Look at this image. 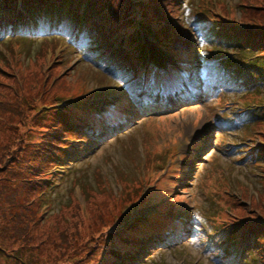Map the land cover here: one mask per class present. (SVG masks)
<instances>
[{
    "label": "rangeland",
    "instance_id": "1",
    "mask_svg": "<svg viewBox=\"0 0 264 264\" xmlns=\"http://www.w3.org/2000/svg\"><path fill=\"white\" fill-rule=\"evenodd\" d=\"M243 5L264 6V0H182L178 16L191 36L208 31V17L226 26V20L243 22ZM50 17L55 20L48 29L66 25L65 18ZM57 29L55 37L0 42V264H102L105 244L117 245L116 238L106 242L105 236L120 231L109 227L122 213L135 218L129 225L153 215L161 222L162 209L173 212L187 233L180 237L183 242L152 252L143 264H219L224 249L212 234L226 225L239 228L236 218L252 212L264 216V164L236 161L241 147L264 151V125L245 126L243 117L244 106H264V96H243L236 88L214 95L206 90L194 106L173 114L134 117L125 128L120 122L103 126L102 137L95 136L99 142L73 144L88 152L59 170L48 169L49 188L42 189L41 181H33L38 170H32L37 163L31 150L60 107L74 114L91 106L97 113L119 110L128 95L121 78L116 82L105 65L86 56L89 38L70 44ZM146 33L139 31L147 59L154 66L173 63L155 35ZM195 39L193 71L201 74L202 63L214 53L209 55V39ZM222 51L234 59L231 48L220 47L216 55L223 56ZM238 76L247 88L246 75ZM129 109L124 113L132 114ZM46 177L43 171L39 178ZM16 186L30 188V195L24 210L14 215L5 197L21 195Z\"/></svg>",
    "mask_w": 264,
    "mask_h": 264
},
{
    "label": "trees",
    "instance_id": "2",
    "mask_svg": "<svg viewBox=\"0 0 264 264\" xmlns=\"http://www.w3.org/2000/svg\"><path fill=\"white\" fill-rule=\"evenodd\" d=\"M52 0H0V28L5 22L7 25H12L13 22L19 24L24 23V13L33 12L36 4L41 3V7L50 6ZM61 5L58 7L59 11H62V7L65 9V5H69L68 14L69 17L75 19H86L88 16H95L94 19L89 20L93 25V28L99 35V41L96 42V46L101 48L97 56L102 58L105 62L112 64L116 73L125 75H132L134 72L143 71L148 69L149 65L146 62L145 51L141 40L139 38V31L146 30V32L152 33L156 36L157 42L167 47L170 52L186 53L191 50V37H188V33L183 31L185 27L179 21L178 17V0H59ZM80 5H84L87 9V15L83 12L81 15L74 14ZM62 6V7H61ZM247 14L241 18L243 20L242 25H248L252 29L241 30L239 37H236L233 44L237 49V54L241 56L243 60L250 62V69L253 76L263 77L261 83L264 84V6H250L243 5ZM46 9H41V13ZM50 10V9H48ZM97 16L102 19H97ZM193 17V16H192ZM190 18V17H189ZM118 21L117 23L115 21ZM107 23H103V22ZM97 22V23H96ZM116 27V30L112 31V27ZM223 26H217L216 32L221 34V39L227 35ZM97 35V36H98ZM236 34H232L234 38ZM95 38L93 37V40ZM91 40V41H93ZM229 41V40H228ZM94 42V41H93ZM226 42V41H225ZM102 43L104 45L102 46ZM232 44V43H231ZM235 51V50H234ZM111 66V67H112ZM156 70V69H154ZM69 112V113H68ZM57 119L52 118L48 125H45V130L40 137V140L31 150L30 157L35 160L37 164L32 167V170H38L35 182L41 181L42 185H39L42 189L49 188L48 169L58 168L62 166L63 160L70 159V153H67L66 149L62 147L67 141L62 140L63 137H67L69 133L70 137L81 136L79 134L89 135L90 131L86 130L89 127V120L95 117L93 116L92 109L84 110L79 114H74L72 111H66L60 107V110L56 112ZM252 119H258V115H251ZM112 118H108L101 121L103 124H110ZM81 121L82 124L79 122ZM88 123L86 127L83 125ZM264 125V120H254L252 124ZM95 125V127L98 126ZM85 136V135H82ZM70 141V140H68ZM74 143V142H72ZM56 150L62 152V156L55 154ZM76 153V151H74ZM253 161L256 164H264V151L258 150L256 155H253ZM29 160V161H33ZM34 162V161H33ZM42 166L44 168L42 169ZM44 173L48 176L45 179H40V174ZM31 173V172H28ZM42 176V175H41ZM39 178V179H38ZM26 185L29 180H22ZM31 182V181H30ZM20 184V183H19ZM15 188L21 189V195L15 193H8L5 201L8 204L9 210L14 212V215L24 210L27 205V199L30 195V188L16 186ZM47 188V190H48ZM35 191V189L33 188ZM147 199L145 198V201ZM261 214V211L254 210ZM167 214V213H166ZM251 216L238 217L234 224L239 228L230 229L225 233L224 241L234 238L232 248L233 252L247 250L248 257L252 255L250 261L246 264H264V216L251 213ZM253 214L255 216H253ZM263 214V213H262ZM262 218V219H260ZM121 221V223H118ZM128 221V216L121 214V217L117 220L116 224L109 227L111 231L120 229L119 232H113L110 236H105V241L108 242L111 238L117 239V245L113 243L105 244L104 255L102 264H137L142 262L143 256L148 250H152L161 246V232L162 227H167L169 224L167 220L166 224L162 222H149L150 220L141 221L140 223H133L124 230L122 226ZM172 222V221H171ZM116 227V229L114 228ZM158 227V229L151 234L152 229ZM243 231V232H242ZM150 233V234H149ZM157 235V237H155ZM245 235V236H244ZM240 238V241H239ZM158 243V245H156ZM235 244H237L235 247ZM250 245V246H249ZM239 247V248H238ZM238 248V249H237ZM250 253V254H249ZM247 257V258H248ZM245 258V260H247ZM80 264H82L80 262Z\"/></svg>",
    "mask_w": 264,
    "mask_h": 264
}]
</instances>
